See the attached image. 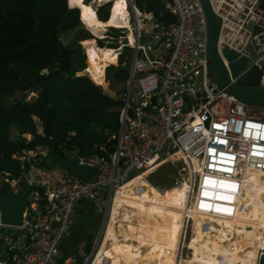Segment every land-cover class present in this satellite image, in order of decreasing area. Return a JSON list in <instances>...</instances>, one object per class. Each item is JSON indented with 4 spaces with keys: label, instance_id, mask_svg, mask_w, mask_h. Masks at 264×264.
<instances>
[{
    "label": "built area",
    "instance_id": "1",
    "mask_svg": "<svg viewBox=\"0 0 264 264\" xmlns=\"http://www.w3.org/2000/svg\"><path fill=\"white\" fill-rule=\"evenodd\" d=\"M210 1L222 19L220 53L229 47L249 57L246 71L263 69L264 0ZM165 10L175 16L174 23L148 13L145 35L133 31L135 58L121 96L116 150L103 149L106 156L68 153L70 161L96 169L90 181L61 166H43L49 158L45 147L14 157L22 162L27 182L36 187L29 192L22 227L0 220V264H94L100 242L80 257L61 252L77 206L87 201L109 214L121 188L165 162L180 160L183 171L191 174L197 159L203 168L194 181L208 186L216 179L240 183L238 170L255 159L264 166V110L225 98V90L208 76L207 20L201 1L171 0ZM249 44L258 59L251 57ZM223 60L229 69V61ZM231 78L237 83L240 77ZM1 185L14 193L21 190L20 178L13 180L8 173L0 175Z\"/></svg>",
    "mask_w": 264,
    "mask_h": 264
},
{
    "label": "trees",
    "instance_id": "2",
    "mask_svg": "<svg viewBox=\"0 0 264 264\" xmlns=\"http://www.w3.org/2000/svg\"><path fill=\"white\" fill-rule=\"evenodd\" d=\"M85 1L82 5L88 7L94 0ZM170 2L138 0L136 5L142 11L146 8L154 13L157 20L171 24L176 18L165 10ZM112 5L101 7L98 18L83 15L68 0H0V175L8 173L13 180L21 178L22 162L14 157L40 147L49 150L48 160L42 163L45 167L53 166L57 154L67 158V151L77 148L80 155L106 156L108 153L100 149L102 146L109 153L116 150L118 135L111 139L113 134L96 130L105 124L111 129L107 121L112 114L117 119L113 127L121 128L123 103L102 89L106 73L111 80V72L116 71L114 82L128 78V71L110 67L118 57L112 64L102 62L100 49L104 46L102 42H99L101 47L97 45L100 39L96 36H104L102 21L109 20ZM69 33L75 36L68 46L61 36ZM94 52L103 65L102 72ZM124 64L121 57L119 66ZM85 71L96 74L95 77L102 76V81L96 83ZM125 89L124 85L122 94ZM32 94L36 96L31 97ZM14 132L17 138L13 137ZM27 134L32 136L30 141L24 136ZM188 229L184 237L187 246L195 237L190 229L187 235ZM212 240L214 244L209 245L214 249L215 240Z\"/></svg>",
    "mask_w": 264,
    "mask_h": 264
},
{
    "label": "bare ground",
    "instance_id": "3",
    "mask_svg": "<svg viewBox=\"0 0 264 264\" xmlns=\"http://www.w3.org/2000/svg\"><path fill=\"white\" fill-rule=\"evenodd\" d=\"M130 3L133 4L134 15L137 18L135 31L145 35L144 30L149 27L148 21L145 20V24L144 22L139 21L138 19L140 16H143L142 11L139 10L137 5L131 0ZM138 11L141 13L137 14ZM147 16L148 14L145 13L146 18ZM96 37L98 39L104 38V36ZM134 39V33L130 34L126 39L128 40V43L120 46V49L115 51H103L104 63L112 64L113 59L118 57V63L117 61L116 63L119 64V59L124 54V49L131 48L133 51L131 66L129 69L131 72L135 58V50L130 46V43L133 44ZM93 75L95 74L93 73ZM93 75L92 77L96 80V83L102 81V76L99 78ZM130 79L131 74L129 81ZM129 81L125 86V92L127 91ZM123 94L119 96L120 101ZM241 161L245 162L244 160ZM259 162L258 159H255L253 163H246L245 166H242L240 170H238L239 185L236 183H229L226 180L216 179V191H214L216 192L215 203L210 200L211 192H207V194L201 198L202 200H199L194 203V205L190 206L191 195L189 194L185 200V211L181 215L180 223L183 224L170 231L160 243L156 244L157 248H153L149 254L144 257L135 259L131 264H178L187 228H189L195 235L194 243H190L187 247L190 253L205 252L206 246H210L207 242L204 244L202 243L203 245L200 246V237H216L220 240L215 248H212L213 251H215L216 264H257L259 256V219L253 209L252 202L246 201L238 195L264 196V166L259 164ZM202 168L203 166L200 163V169L197 173L195 172V168L192 167V176L194 177V175L201 173ZM143 175L135 177L118 192L123 191L122 194L125 193L129 189V185L132 183L131 188L136 190L141 182L144 181ZM220 190L222 191L220 192ZM197 206L199 207V210ZM164 214L165 212L162 213V216ZM131 215H133V212ZM195 221L201 222V224L196 223L195 226L192 227L191 223ZM219 246L220 249L218 248ZM217 253H219V256H217ZM226 253H229L230 257L223 259L222 256Z\"/></svg>",
    "mask_w": 264,
    "mask_h": 264
},
{
    "label": "crops",
    "instance_id": "4",
    "mask_svg": "<svg viewBox=\"0 0 264 264\" xmlns=\"http://www.w3.org/2000/svg\"><path fill=\"white\" fill-rule=\"evenodd\" d=\"M69 5H72V8H80L81 13L87 17L91 15L98 17L96 12H91V7L79 6L76 4V0H69ZM128 11L127 14H129ZM137 14H140V12L138 11ZM143 19L138 20L145 24L147 18L143 17ZM117 63H114V65ZM16 96H19V94ZM35 96V94L31 95V97ZM39 131L42 132L40 127ZM24 136L28 141L32 139L29 134ZM13 137L17 138L18 134L14 132ZM149 184L146 181L140 184L138 189L133 190L130 187L125 193L120 194L119 198L121 195L122 197L119 200L120 203L116 210L113 227L107 232L97 264H131L135 259L149 254L170 231L183 224L180 223L181 215L186 208V197L192 193L191 186L188 185L177 191L174 197L167 201L164 200L163 195H158L153 191L148 192ZM141 189H144V193H140ZM214 191H216L215 186L207 192L212 194ZM137 199L142 201L139 202ZM135 200L136 202L132 204ZM149 200H152V202L149 203ZM210 200L215 203L212 199ZM163 201L165 202L162 203ZM135 203L137 204L132 210ZM76 210L72 229L61 243L63 256L72 254L80 257L84 253H91L94 238L99 237L101 233L105 235L112 217V212L108 214L106 210L99 208L98 205L87 201L80 203ZM132 212L133 215H131ZM164 212L165 214L162 216ZM196 223L201 224V222L195 221L191 223V226L194 227ZM206 237H200V246L205 243L202 244L201 241H204Z\"/></svg>",
    "mask_w": 264,
    "mask_h": 264
},
{
    "label": "water",
    "instance_id": "5",
    "mask_svg": "<svg viewBox=\"0 0 264 264\" xmlns=\"http://www.w3.org/2000/svg\"><path fill=\"white\" fill-rule=\"evenodd\" d=\"M207 20V59L208 76L220 88L224 89L223 96L250 108L264 110V63L263 69L253 68L246 71L249 65L248 56L223 47L221 53L229 61V69L221 56L219 41L222 30V19L214 11L210 0H200ZM248 50L253 59H258L251 44ZM47 72V71H45ZM233 77H240L237 83ZM53 166H61L84 181H90L96 174V169L76 164L60 154L55 156ZM21 190L14 193L10 188L0 194V220L12 227H22L23 215L27 205L29 192L36 186L30 185L25 176L20 178ZM161 188V187H159ZM240 198L252 202L253 209L259 219V256L257 264H264V196L238 195ZM17 238V236H15ZM178 264H216L215 253L211 246H206L205 252L180 254Z\"/></svg>",
    "mask_w": 264,
    "mask_h": 264
},
{
    "label": "rangeland",
    "instance_id": "6",
    "mask_svg": "<svg viewBox=\"0 0 264 264\" xmlns=\"http://www.w3.org/2000/svg\"><path fill=\"white\" fill-rule=\"evenodd\" d=\"M84 1L85 0H76V4L79 6H83L82 2H84ZM110 3H113V5H112V7H110L111 9H109L110 10L109 20L107 22L102 21L104 23L103 34L105 37L103 39H100V41L98 40V44H97L100 46L99 42H102V44L104 46V47L100 46L101 48H104V49H100L102 62H105L103 60V51H105V50L115 51V50H112L109 48L120 49L119 48L120 46H122L125 43H128V40H126V39L131 34V31H132V34L134 33L133 31L136 30V25H137V18L134 15V7H133V4L130 3V0H128L129 6L127 5V0H94L90 4V6H88V8L91 7L92 11L91 10L90 11L94 12V13L96 12L98 14V11L101 7H103L107 4H110ZM68 4H69V0H68ZM137 6L142 11L141 6L139 4ZM127 10H129L128 12H129L130 16H128V14L126 13ZM145 11H142L143 17H145V13L146 14L149 13L146 8H145ZM143 17H140L139 20H142ZM131 23H132V25H131ZM84 27L86 28V26H84ZM113 29L118 30L119 32L117 33ZM74 36H75V33H69V34H62L61 37H62L63 42H65L69 46L70 42L72 41ZM83 51H84V48H83ZM84 53H85V51H84ZM123 53L124 54L121 57L124 60L125 64L123 66H121V65L119 66V64H115L114 66H110V67H116V68L121 67L123 70L128 71V78L124 82H121V83H119L117 81L114 82L115 81L114 78L116 76V74H115L116 71H114V74H113V71L111 72V80H108L107 73H106V84H105V87L102 88L105 91V93L111 95L115 99H118V97L122 94V92L124 90V85L126 86L127 82L129 81L130 74H131L129 69L131 66V59H132L133 51L131 50V48H127V49H124ZM85 55H86V53H85ZM95 55H96V53H95ZM96 60H97V62H99L97 55H96ZM86 63H87L88 68H89L87 56H86ZM91 63L93 64V61H91ZM99 65H100V68L102 69L103 65L101 62H99ZM84 73L86 74L87 72L85 71ZM89 74L92 76L91 73H89ZM89 74L87 73V75H89ZM119 84H122V85L119 86ZM253 111H256V110H253ZM107 122L112 125V126L110 125L109 127L114 131L107 128L106 124H105V126L100 125L99 127H97L96 130H97V132H100L102 134L103 133L113 134L111 136V139H115L116 136H114V135H119L120 130H121V128L118 130V127H116V126L113 127V124L115 125L117 122L116 116L114 114H112ZM104 127L106 130H104ZM72 135H74V134H72ZM100 149L101 150H103V149L108 150L106 148V146H102V148H100ZM75 151H79L78 148L75 149L74 151H67V152L71 153V152H75ZM68 153H66L65 156L71 158V155H69ZM193 163H194L195 172L198 173L200 161L193 158ZM195 177H196V175H194V177H192L188 171H186V172L183 171V162H181L180 160H177L175 162V164L171 163V162H165V163L161 164L160 166H158L156 169L152 170L147 175H144V181H142L141 184L148 181L150 183L149 184L150 186H148V188H149L148 192L153 191L154 193H158V195L159 194L163 195L164 200H167V201L170 200L171 198H173L177 191H180L181 189H183L184 187H186L188 185H190V186L192 185L191 186L192 193H191V198H190L191 199L190 206H192V205H194V203L199 201V199L202 198L203 195L208 190H210L212 187H214L217 184V182H216L215 185H209L208 186L204 182L198 183V180L196 183V181H194ZM132 184H130L129 186L131 187ZM138 187H137V189H138ZM159 187H161V188H159ZM126 189H128V188H126ZM126 189H124V190H126ZM5 190H6V186L1 185L0 186V194H3L5 192ZM221 191L222 190H220V192ZM122 192H118L116 195L115 202H114V205H113L112 211H111L112 212L111 213L112 214L111 215L112 216L111 221H110V224H109L107 231L105 232V235L104 234L102 235L101 240H99L100 234H99V237H97L96 239L94 238L95 241L93 243V248L91 250V253L95 249L96 244L98 242L101 243L99 249L97 250L98 253L95 257L94 264L98 263V259H99L98 257H99V254H101L102 248L104 246V240H105V237L107 235V232L111 227H113V223H114V220L116 217V210L119 206V203H120L119 200L121 199L122 195L120 198H119V196ZM142 192L144 193V189H141L140 193H142ZM215 193L216 192H214L210 195V199H212L216 202V199H215L216 194ZM137 200H139V199H137ZM140 201H142V200H139V202ZM134 202H136V200L133 201L132 204ZM148 202L150 203V202H152V200H149ZM164 202L165 201H163L162 203H164ZM144 203L149 204L147 202H144ZM136 204L137 203H135L133 205L132 210L136 206ZM8 232L9 233H19V231H15L13 229H8ZM189 234H190V230L188 229L187 235L189 236ZM187 244H188V241H185V244H184L185 248L183 247L181 249L180 254L190 253V251L187 248L188 247ZM154 248H157V247L155 246Z\"/></svg>",
    "mask_w": 264,
    "mask_h": 264
},
{
    "label": "flooded vegetation",
    "instance_id": "7",
    "mask_svg": "<svg viewBox=\"0 0 264 264\" xmlns=\"http://www.w3.org/2000/svg\"><path fill=\"white\" fill-rule=\"evenodd\" d=\"M184 237H185V235H184ZM194 239H195V237H194L190 242H191V243H194ZM212 239L215 240V246H216V244H217L218 242H220V240H219L218 238H216V237H206V239H205L204 241H201V243L207 242L208 244H209V243H210V244H214V242H213ZM188 246H189V245H188ZM183 247H184V242H183ZM184 248H185V247H184ZM218 248L220 249V246H219ZM217 256H219V253H217ZM229 257H230V254H229V253H226L225 255L222 256L223 259H225V258H229Z\"/></svg>",
    "mask_w": 264,
    "mask_h": 264
}]
</instances>
